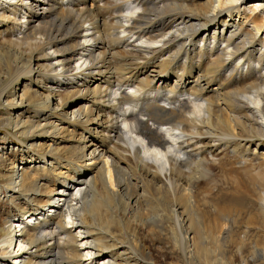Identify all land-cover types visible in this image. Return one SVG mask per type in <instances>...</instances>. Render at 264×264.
I'll return each instance as SVG.
<instances>
[{
    "label": "bare ground",
    "instance_id": "1",
    "mask_svg": "<svg viewBox=\"0 0 264 264\" xmlns=\"http://www.w3.org/2000/svg\"><path fill=\"white\" fill-rule=\"evenodd\" d=\"M242 2L0 0V106L7 98L27 103L30 128L50 137L36 140V153L0 146L19 157L0 175V203H24L16 213L0 212V264H89L73 232L91 259L101 257L110 244L94 238L100 208L110 215L100 233L131 222L123 250L149 264L160 263L143 235L155 240L159 231L190 262L234 251L246 264L250 232L237 227L230 202L248 193L247 184L230 174L256 171L242 150L264 166V154L255 156L264 146V0L241 14L249 30L230 20ZM19 82L27 86L20 93L13 89ZM9 118L16 127L29 121ZM28 139H37L32 129ZM218 177L230 180L223 197L215 194L225 185ZM257 190L253 229L261 233L264 184ZM199 196L213 211L206 224L196 211ZM216 200L222 207L210 204ZM45 208L52 214L42 219ZM211 243L219 247L206 248ZM16 244L21 252L10 254ZM260 247L253 255L263 260ZM121 257L114 249L101 264H130Z\"/></svg>",
    "mask_w": 264,
    "mask_h": 264
},
{
    "label": "rangeland",
    "instance_id": "2",
    "mask_svg": "<svg viewBox=\"0 0 264 264\" xmlns=\"http://www.w3.org/2000/svg\"><path fill=\"white\" fill-rule=\"evenodd\" d=\"M217 1V0H214ZM257 0H243L242 3H238L236 4V7H239L238 11H239V17L238 14L236 13V10L231 14L230 20L234 21L236 20L237 23H240L242 25L245 24L244 28L246 30H249L251 28L250 23L245 22V20H243V18H241V14L246 15V17H248V15L250 14V11L247 9L249 7H251L253 4V2H255ZM260 19L262 17V13H258ZM224 20H229V18L226 17V15L224 16ZM264 37V32L263 35L259 36L258 38H260V40ZM3 81L0 78V85H2ZM24 83V82H23ZM22 82H19L18 85H14L13 89H17L18 88V93H20L21 88L27 89V86L24 85L23 86ZM51 86L53 85L52 83L50 84ZM32 88V87H31ZM35 88V87H33ZM18 99H16L15 101L12 100V98H7L6 100L2 101V106H0V120L4 119V120H8V123L4 126H0V146H4L5 148H8L9 146H18L22 148H26L29 147L30 150H32L34 153L37 152L38 148H37V141L36 140H49L50 137L47 135H40V129H33L30 128V124L35 121V118L33 116V113L31 111L30 106L27 103H21L18 104ZM10 105H15V110H19V112L16 113H12L11 112V108ZM14 119L16 117H18L19 121L24 122L25 120H27L29 118L28 124H26L25 127H20L19 125L16 127L13 125V122L10 120ZM44 122H41V125H43ZM32 131L35 133V136L37 139L35 140H30L28 139V135H29V131ZM23 142L24 144L22 145L21 143ZM7 143V146H6ZM20 149V148H19ZM252 148L250 149L251 152ZM5 151H8L7 149H5ZM259 153L255 154V156L258 158V161H261V156L260 154H264V146H262L259 151ZM242 155L246 156V159H250L249 160V165H254L256 167V171H252V172H243L242 170H236L234 171V173H231L230 175H234L233 178H231L232 181H243V183L247 184V190L248 193L244 194V192H240L238 194V199L235 198V200L230 202V207L233 208V221L236 223L238 228H248L249 229V237H248V241L247 243L244 245L245 247V251H244V260L246 261V264H264V259L262 260V256L259 253H256V255H253V249L255 248H261L260 246H264L261 245L262 244V238L261 236H264V231L262 230L261 233H259L257 230L253 229L255 224L254 221L255 220H259V217L256 218V215H258V211H260L259 205H258V199L259 197H261L262 195L258 192V188H261L262 185L264 184V166L261 167L259 165H255L254 164V156L251 153H247L246 151L242 150L241 152ZM17 154L13 153V154H9L7 152L5 153H1L0 152V175H6L7 174V170H8V165L9 163L13 160V158L16 159L15 162L19 161V157L16 156ZM7 157V158H6ZM10 161V162H9ZM85 164H90L89 161L86 159V161H84ZM91 165V164H90ZM261 167V168H260ZM238 168V167H237ZM30 173V172H29ZM31 174V173H30ZM32 175V174H31ZM219 176V174H217ZM35 177V175H32ZM38 178V177H37ZM219 181L221 183H224V187L221 188L217 191H215V194H217L218 197H223L224 195L221 194L220 192L226 187L229 186V182L230 180L228 178H219ZM255 181V182H254ZM39 182V179H38ZM40 183V182H39ZM0 184L5 187L4 182H0ZM242 184V183H241ZM56 188L59 189V186H57ZM254 189V190H253ZM57 191V190H56ZM76 191H74L73 193H75ZM220 193V194H219ZM202 196H199L197 199L198 203L196 204V211L199 213V215L201 216L200 218L202 219V222H204L205 220V224L209 223L211 221V218L213 216V211L212 208L209 209L207 205L204 204V201L208 198H201ZM210 198V197H209ZM203 200V201H201ZM22 201H18L15 200L12 202V204H9L8 202L6 203L5 201H1L0 203V212H5V213H16L18 210H20L21 205H24V203H21ZM217 202H222L221 200H216V201H210V204L213 207H220L221 203H217ZM7 204V205H5ZM19 205V206H18ZM222 207V206H221ZM217 208V210H218ZM51 208H46V210H48L46 213L52 214V212L50 211ZM44 210V209H43ZM193 211V209H192ZM30 216V215H29ZM102 217L101 219H99V217ZM25 217H28L25 216ZM110 217V215L107 213L106 209L104 208H100V212H99V216H96V220L93 226L94 229V234L95 237L97 239L103 240L106 239L108 241V245L110 244V249H106L104 250V254H102L101 257L98 258H94L91 259L89 254H86L87 249L84 248L83 246V242L85 241V239H82L83 236L79 237L80 234L77 233L78 229L75 230L76 228L73 227L72 231L75 230L73 232L74 235H76L77 241L80 244L79 246H81V250H82V260H84L85 263H91V264H101V259H104V257L109 256V252L112 251L114 249H117V253L119 255H123V257L119 258V262L121 261H126L129 262L130 264H135L136 261H138L139 264H149L147 261H145L141 256L140 253L137 254V257H133L131 256L128 252H124V248L127 247V244L124 242L125 240H123L122 236L127 235V234H131L133 232V224L131 222H128V226L125 230V227H123V225L118 224L116 222H114L111 226H110V230L104 234L100 233V230H102L103 228V223L105 222V218ZM14 220V219H13ZM66 220V226L67 227H72L71 224L68 223V218L65 217ZM29 220L27 219L26 221H22L23 224H26ZM261 222H264V219H261ZM15 223V224H14ZM19 225L21 224V220L18 221H12V226L14 225ZM218 225H223L224 222L222 220H218ZM74 226V225H73ZM223 225L222 227L224 228ZM18 227V226H17ZM15 227V231L18 230V228ZM227 227V226H226ZM122 228V229H121ZM124 228V229H123ZM116 236L117 238H119L117 241L119 242L122 241V244H119L116 240H114L112 238V236ZM153 234H149V237H151ZM146 236V237H145ZM145 242L144 244L149 247L152 248V258L154 259V261L156 263H162V261H166V262H170L173 264H197V262L191 261L190 260H185L182 258L180 252L172 246L171 243H173L170 238L169 235L166 233V231H159L158 234L156 236H154L155 240H152L151 238L148 237V235H143ZM111 239V241H110ZM111 242V243H110ZM264 242V241H263ZM113 245V247H111ZM16 246V247H15ZM207 246L206 248H210V249H216L219 246H215V244H207L205 245ZM17 244L16 245H12V247H10L8 249V252L11 254L13 251H17L19 250V253L21 252V249L17 248ZM14 249V250H13ZM224 250V249H223ZM233 250V249H232ZM15 254V253H13ZM130 256V257H129ZM225 258H222V254H220V252L217 255V258H209L206 264H241L240 259H236L235 255H234V251H232V253L230 255H227V257L223 256ZM253 257V258H252ZM229 258L228 261H226ZM223 260V261H220ZM234 259V261H233ZM93 260V261H92ZM236 261V262H235ZM137 264V263H136Z\"/></svg>",
    "mask_w": 264,
    "mask_h": 264
}]
</instances>
